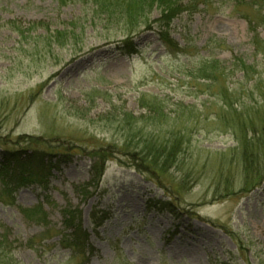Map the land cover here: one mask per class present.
Segmentation results:
<instances>
[{"label": "rangeland", "instance_id": "1", "mask_svg": "<svg viewBox=\"0 0 264 264\" xmlns=\"http://www.w3.org/2000/svg\"><path fill=\"white\" fill-rule=\"evenodd\" d=\"M202 1L132 28L102 21L93 0H0V164L17 153L51 168L43 186L0 179L11 242L0 263L264 264V142L252 143L249 168L220 98L225 80L264 119L253 103L263 102L264 55L252 45L254 34L264 41V6ZM233 57L253 72H227L208 92L199 62ZM174 145L164 168L155 146ZM36 208L45 220L21 212ZM67 210L80 233L65 229Z\"/></svg>", "mask_w": 264, "mask_h": 264}, {"label": "trees", "instance_id": "2", "mask_svg": "<svg viewBox=\"0 0 264 264\" xmlns=\"http://www.w3.org/2000/svg\"><path fill=\"white\" fill-rule=\"evenodd\" d=\"M93 3H96L95 7L97 12L103 18L102 21L106 23L112 21H116L119 23L120 21H123L124 24L129 25L133 28L137 27L138 25H145L144 20L156 9L159 10L160 15H163V20L168 22V20L174 18L180 12L189 11L191 10V8H197L198 5H201L204 2L202 0H187L184 7H182L181 5V0H93ZM252 4L253 6L259 8L260 6H264V0H260V3L252 2ZM236 6L237 5H235V7ZM244 18L248 19L247 17ZM249 23L251 25V22ZM11 26L15 27V25L13 24H11ZM14 31L19 36H21V33L17 32V30ZM163 34L164 33H162L161 35ZM127 40H129V38ZM161 40L170 48L176 46L172 45L169 39L165 36H162ZM209 42H211V40ZM217 44L219 46L221 45L218 42ZM252 45L256 54L264 55V41L260 40L256 34H254V37H252ZM235 71H239L242 74V77L246 79L247 76H249L253 72V66L247 65L244 60L239 57H233L232 61L229 64V67L218 60L202 59L199 62L198 69L196 70L198 77L205 81V83L207 84H205V89L208 92L210 90L211 84L215 82L217 77L225 79L227 72L234 73ZM223 83L224 87L221 88L220 95L223 103V108L226 109V111L223 112L225 115L223 118L224 120H226V122L228 121V127L232 132L234 131L235 136V130L241 129L242 137H238V141L244 146L247 151L246 154H244V159L248 161L247 165L250 168V164H252L255 160L254 158H257L256 153L252 151V143L262 141L264 142V119L258 121V119L250 117V115L247 113V107L244 106L243 103L238 104L236 92H234L235 94H232V92L229 93V89L225 85L226 81L224 80ZM262 101L263 102L261 103L253 101L254 107L260 108L261 105V108H264V97ZM241 105H243L242 111H238L234 108V106L238 108V106ZM231 111L234 112V119H232L233 117L229 113ZM259 127L260 130L257 131V128ZM164 146L167 145L164 144ZM145 148L143 152H145ZM155 148L157 150L161 148L162 152H159L161 153L160 158L164 159V168H166L173 162L172 160L175 154L179 152L175 151V145L172 147L170 146L168 151L167 147L155 146ZM149 155L150 153L148 154V156ZM149 157H151V155ZM4 160L5 161L0 164V179L5 185H25L38 183L39 185L43 186L44 180H46V177L48 175V171L51 169L50 167L46 166V164L50 162V159L46 157V161L43 163L42 156L38 155L27 157L14 153V155L6 156ZM23 160L25 161L23 162ZM98 163L99 164L96 163V165L92 169L97 178H101V176L103 175V164L105 163L104 157L99 158ZM39 165L41 166L39 167ZM89 186H91V184L87 185V187ZM21 212L26 219L45 220L46 218V214L44 213L42 208L21 210ZM62 217L65 229L67 230L74 228V222L76 220L78 221V225L80 223V215L77 211H63ZM97 217L98 214L92 213V222H97ZM103 217L106 218V216H101V219L99 220L101 221ZM96 224H99V221ZM71 230L74 234L80 233L79 229L76 230L74 228ZM9 236L10 232L8 230H3V227L0 225V252L5 253L6 251H10L11 242L9 240ZM11 260L12 259L10 258L9 261Z\"/></svg>", "mask_w": 264, "mask_h": 264}]
</instances>
